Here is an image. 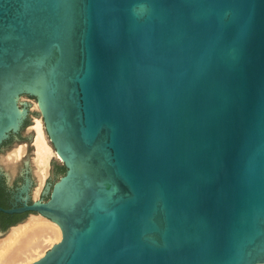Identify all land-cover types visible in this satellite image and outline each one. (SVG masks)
I'll return each mask as SVG.
<instances>
[{
    "label": "water",
    "instance_id": "1",
    "mask_svg": "<svg viewBox=\"0 0 264 264\" xmlns=\"http://www.w3.org/2000/svg\"><path fill=\"white\" fill-rule=\"evenodd\" d=\"M30 112L63 161L40 199ZM17 139L0 211L63 231L28 264H264V0H0V151Z\"/></svg>",
    "mask_w": 264,
    "mask_h": 264
},
{
    "label": "bare ground",
    "instance_id": "2",
    "mask_svg": "<svg viewBox=\"0 0 264 264\" xmlns=\"http://www.w3.org/2000/svg\"><path fill=\"white\" fill-rule=\"evenodd\" d=\"M33 108L40 109L38 101L34 102ZM34 121L35 123H32L29 129L35 130L32 141L35 146V156L33 155L31 162L39 180V186L35 188V196L38 197L50 175L52 157L62 159L50 141L42 115L35 116ZM26 151L27 143L17 144L5 154L4 160L14 165L23 158ZM62 237L63 231L58 222L41 213H32L24 221L10 227L5 236L0 238V264L34 262L43 257L48 249L58 243Z\"/></svg>",
    "mask_w": 264,
    "mask_h": 264
},
{
    "label": "rangeland",
    "instance_id": "3",
    "mask_svg": "<svg viewBox=\"0 0 264 264\" xmlns=\"http://www.w3.org/2000/svg\"><path fill=\"white\" fill-rule=\"evenodd\" d=\"M20 100H29V101H31V102H32V105L29 107V109H30L31 111H34V108H33V107H34V102L37 101L36 98H32V97H28V96L23 95V96L20 98ZM33 101H34V102H33ZM36 110L39 111V109H36ZM40 115H41V114H40ZM30 116L33 117V118H31V121H34V117H35L36 115H34L32 112H30ZM30 125H31V124L27 125L25 130H21V134H22L23 136H25V135L31 133V130L29 129V126H30ZM23 142L27 143V151L25 152L23 158H21V159H19L17 162H15L16 164H14V165H13L12 163H9V164H8V162H6V161L4 160V156H5V154H7V152H8L9 150H11V149H13L14 147H16L17 144H20V143H23ZM30 145H33L32 142L30 143ZM28 151H29V141H28L27 139H17V140H14L11 144H9L7 147H5L3 150L0 151V166H1L2 168H4V169L8 172V174H9V184H13L14 181H15V179L17 178V176L20 174V172H21V170H22V168H23V166H24V163H25V161H26ZM31 153H34V149H31ZM32 157H33V155H30V159H31V161H32ZM54 158H55V157H54ZM55 159H56V161H57V164H60V165L63 164V161H62V160H59V159H57V158H55ZM31 164H33V162H31ZM33 167H34V166L32 165V168H33ZM33 172H34V175H35V177H36V179H37V184H36V185L34 186V188H33L32 199H40V197H41V192L43 191L44 186H43V188L41 189V191L39 192L38 197H36V196H35V191H36L35 188H37V187L39 186V180H38V177H37V174H36L34 168H33ZM28 217H29V216H28ZM26 219H27V218H26ZM5 234H6V233H4V234H0V238H2L3 236H5ZM49 249H50V248H49ZM49 249H48V250H49Z\"/></svg>",
    "mask_w": 264,
    "mask_h": 264
},
{
    "label": "flooded vegetation",
    "instance_id": "4",
    "mask_svg": "<svg viewBox=\"0 0 264 264\" xmlns=\"http://www.w3.org/2000/svg\"><path fill=\"white\" fill-rule=\"evenodd\" d=\"M12 138L13 136H11L8 140ZM17 192H18V189L15 186L8 184L3 178V176L0 177V204L1 205L5 206L3 204L4 202L10 206H13L14 203L17 202V198H16ZM18 205H22V202L18 201ZM6 207H9V206H6ZM11 214H22L19 218L20 220L26 215V213L24 212H16V213H11Z\"/></svg>",
    "mask_w": 264,
    "mask_h": 264
},
{
    "label": "trees",
    "instance_id": "5",
    "mask_svg": "<svg viewBox=\"0 0 264 264\" xmlns=\"http://www.w3.org/2000/svg\"><path fill=\"white\" fill-rule=\"evenodd\" d=\"M59 171L65 172L66 171V167L65 166H59ZM3 204L5 206H10L7 203ZM22 214H11V213H7L4 211H0V224L2 225L3 228H8L10 225L16 224L20 219V216Z\"/></svg>",
    "mask_w": 264,
    "mask_h": 264
}]
</instances>
